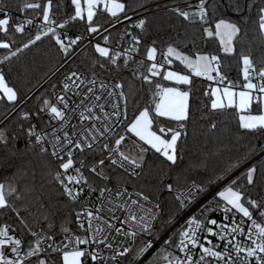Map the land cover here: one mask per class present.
I'll use <instances>...</instances> for the list:
<instances>
[{
	"label": "snow or ice",
	"instance_id": "snow-or-ice-1",
	"mask_svg": "<svg viewBox=\"0 0 264 264\" xmlns=\"http://www.w3.org/2000/svg\"><path fill=\"white\" fill-rule=\"evenodd\" d=\"M69 6L71 13L61 0H23L16 10L36 15L19 21L0 0V102L16 104L5 67L38 42L50 39L65 60L85 41L98 53L70 69L35 110L22 111L11 130L0 127V148L34 158L0 182V213L15 221L0 223V264H264V142L222 169L202 161L177 171L195 78L216 85L204 93L210 103L201 119L210 130L217 129L213 114L235 110L245 134L264 135V0L157 5L184 28L159 61L155 22L140 13L158 15L147 0ZM34 23L35 32L19 39ZM73 24L84 34L70 37ZM212 42L219 51H204ZM222 56L238 57L239 83L222 71ZM174 61L187 73L166 67ZM150 155L159 163L150 165ZM167 196L175 203L166 212ZM181 216L183 225L162 236Z\"/></svg>",
	"mask_w": 264,
	"mask_h": 264
},
{
	"label": "trees",
	"instance_id": "trees-1",
	"mask_svg": "<svg viewBox=\"0 0 264 264\" xmlns=\"http://www.w3.org/2000/svg\"><path fill=\"white\" fill-rule=\"evenodd\" d=\"M64 5L66 12L71 13L73 8L69 6L70 0H61ZM133 4L143 3L144 0H130ZM191 3L195 4L196 0H190ZM10 6L12 16L14 20H18L17 16L20 11L16 10L17 5H21L23 0H7ZM56 3V0H54ZM148 7L158 15L153 16L151 12L140 9L141 16H148L155 22L152 35L156 37L161 45L160 51H158L157 58L161 57V52L164 50L167 41L175 36L178 31L183 34L184 28L180 26L179 21L174 18H170V14L163 10L162 7H156L157 5H164L168 3L171 6V0H147ZM175 4L183 6V0H174ZM56 11V9H54ZM29 14L35 16L29 10ZM131 15V13H129ZM227 15H234L228 12ZM65 17L58 13V19H64ZM136 19V17H134ZM130 24V22H125ZM163 23V28L160 27ZM168 23L175 24V29L168 28ZM11 27V22H10ZM122 30V26H118ZM36 27H28L26 29V35L19 37V39H27L28 35L35 32ZM71 34H84L85 29L82 24H73L67 29ZM115 34V33H114ZM2 35V34H0ZM204 51L217 52L219 51L216 42L207 43L203 46ZM252 48L256 50L257 56L259 55L257 42H253ZM4 54V50H0V56ZM93 55L98 56V53H94L93 46L88 47L80 56L72 61L66 68L59 73H55L56 70L63 62V57L58 54L53 42L50 39H46L43 42H38V45L33 46L30 50H25L20 54L19 57L14 58L11 64V70L5 67V77L8 84L15 88L18 92V100L15 105L0 102V127L7 124L11 130L16 124L19 123V116L22 111L35 110L41 97L47 96L52 91L53 85H59L64 75L73 68L80 67L87 63L88 59ZM141 57H138V59ZM224 67L222 71L233 81L239 83L242 80L241 64L239 63L238 57L224 58L222 56ZM134 67V65H130ZM172 67L181 72H185V69L178 63H174ZM116 73L111 72L108 79L111 80ZM125 78L129 79L130 76L126 73ZM158 82L169 84L166 81L157 78ZM195 99L191 101L193 105L192 120L188 125V137L186 141L182 142L180 155L182 160L179 162L177 171L181 169H187L190 165H198L202 161H207L209 169H222L227 166L231 161L236 158L242 157L249 149L250 145H255L257 141L264 142V135H247L245 130L239 128V113L235 110H229L224 113H216L211 116L217 122V129L213 132L209 127V120L207 118L201 119V116L208 113V108L205 105L210 103L208 97L204 95L207 88L206 80L195 78ZM134 89L136 92L140 89L139 81H134ZM138 95L141 97L140 103H144V91H139ZM22 96H31L29 100V106H19ZM150 98V94H148ZM130 105V109H131ZM253 114H255V109ZM131 117V110L129 112ZM19 148L23 149V143L18 145ZM34 158L24 157L20 158L13 155L12 150H5L0 148V182L5 181L11 177L18 168L22 167L24 163L32 161ZM150 165L159 163L155 156H149ZM203 172V169H200ZM195 175V171L193 172ZM167 195V194H166ZM172 196H167L165 201V210L174 204ZM180 217L177 218V220ZM0 222H7L14 224V218L12 216H5L0 213ZM170 228L164 229L162 236ZM173 233V232H172ZM170 233V234H172ZM169 234V235H170ZM156 253H153L152 259Z\"/></svg>",
	"mask_w": 264,
	"mask_h": 264
},
{
	"label": "built area",
	"instance_id": "built-area-1",
	"mask_svg": "<svg viewBox=\"0 0 264 264\" xmlns=\"http://www.w3.org/2000/svg\"><path fill=\"white\" fill-rule=\"evenodd\" d=\"M33 15H30L29 14V10L27 12H23V11H20V13L18 14L17 16V19L19 21H23L25 19H28V18H32ZM39 21H37L38 23ZM28 27H36V24L34 23L32 26H27L26 25V29ZM67 33L70 37H75L76 35L78 34H71L68 30H67ZM101 44H103V41H100ZM92 46L91 44H88L87 41H85L79 48L76 49L75 53L73 54L72 57H69L67 60H65L63 58V62L62 64L59 66V68L56 70L55 73H59L60 71H62L64 68H66L72 61H74L78 56H80L88 47ZM158 61L161 60L162 58H157ZM168 68H172V65L171 66H166ZM63 79V78H62ZM62 81V80H61ZM206 83H207V88L209 89V85H212V86H216L214 84V82L212 81H207L206 80ZM31 96H22V99H21V102L19 104V106H29V100H30ZM210 198V197H209ZM206 202V201H205ZM1 223V222H0ZM184 223V217L181 216L177 221L176 223L163 235V236H168L170 233H172L175 229H178L180 228Z\"/></svg>",
	"mask_w": 264,
	"mask_h": 264
},
{
	"label": "crops",
	"instance_id": "crops-1",
	"mask_svg": "<svg viewBox=\"0 0 264 264\" xmlns=\"http://www.w3.org/2000/svg\"><path fill=\"white\" fill-rule=\"evenodd\" d=\"M174 63H178L179 65H180V63L178 62V61H174ZM173 63V64H174ZM180 66H182L183 68H184V66L183 65H180ZM185 69V68H184ZM170 70H176V69H174L173 67L170 69ZM187 69H185V72H182V74H186L187 73ZM200 79H203V80H206V79H204V78H200ZM7 81V80H6ZM167 82V81H166ZM8 83V82H7ZM168 83H170V82H168ZM9 85V84H8ZM10 86V85H9ZM11 87V86H10ZM15 89V88H14ZM16 90V89H15ZM17 91V90H16ZM18 93V92H17ZM0 95H2V93H0Z\"/></svg>",
	"mask_w": 264,
	"mask_h": 264
}]
</instances>
